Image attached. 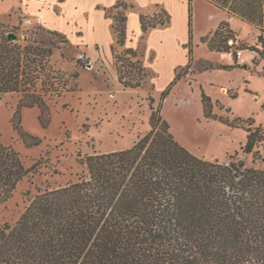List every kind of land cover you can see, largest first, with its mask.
<instances>
[{
  "label": "trees",
  "instance_id": "1",
  "mask_svg": "<svg viewBox=\"0 0 264 264\" xmlns=\"http://www.w3.org/2000/svg\"><path fill=\"white\" fill-rule=\"evenodd\" d=\"M206 1L255 27L264 24V0ZM192 2L188 68L193 62ZM120 6L106 13L113 19L116 44L123 47L127 16L122 11L111 16ZM169 22L170 17L159 15L140 17L144 34ZM3 28L0 24V95L19 96L13 126L30 145H38L24 132L21 111L36 107L43 127L50 124L54 100L69 91L51 58L58 44L69 40L53 31L48 33L56 40L35 33L26 42L13 41ZM235 34L222 22L201 42L210 51L232 52L228 41ZM263 40L261 35L264 45ZM125 55L138 58L132 49L115 55L121 84L143 86V62ZM181 78L177 74L161 94L158 109L152 108L150 132L132 148L85 156L76 182L39 191L15 224L0 222V264H264V128L254 126L253 119L242 123L247 132L242 151L251 164L239 153L228 163L197 157L176 140L162 116L163 103ZM201 101L207 119L242 127L213 115V101L205 92ZM149 102L152 107L155 101ZM28 174L19 153L0 141V208Z\"/></svg>",
  "mask_w": 264,
  "mask_h": 264
},
{
  "label": "rangeland",
  "instance_id": "2",
  "mask_svg": "<svg viewBox=\"0 0 264 264\" xmlns=\"http://www.w3.org/2000/svg\"><path fill=\"white\" fill-rule=\"evenodd\" d=\"M113 1L67 0L59 4L58 0H32L29 4L30 0H0V24L5 31L17 35L21 41L34 38L35 33L56 40L55 36L48 33L53 31L44 24L66 35L69 40L67 44L59 43V48L51 58L55 69L64 75L69 91L62 98L54 100L50 124L43 127L39 119L40 110L36 107L21 111L23 130L38 139V145H30V141H25L13 126L12 119L17 110L19 96L13 93L0 95V141L13 147L19 153L25 168L29 169V174L18 184L12 198L0 208V222L15 224L24 213L29 200L39 191L57 189L76 182L83 172L79 161L85 156L126 150L139 137L150 132L149 120L153 113L152 108L156 111L159 107L162 94L160 88L174 74L169 65L185 61V49L189 52L188 42L181 43L186 37L188 40V0H157V3L152 2L151 5L146 0L117 2L122 6L118 10H112L111 16L119 11L126 16L131 12L130 28L135 35L138 34V9L145 10L149 16L159 15L160 19L170 17L167 25L157 27L158 30L153 31L148 38L145 35L140 38L132 37L130 42L128 37L123 47L115 44L113 67L116 69L115 55L122 57L125 47L129 46L136 47L138 54V58L124 56L132 62L137 59L142 61L147 47L158 49L162 58L160 77L156 78L157 75L150 70L152 74L146 77L143 86L135 88L134 91L127 88L132 92L126 93L118 92L113 87L111 68L103 57L99 62L92 61L86 49L87 43H79L83 40V31L88 39H93L96 34L91 32L89 26L82 24L78 14L87 10L90 19L99 24L101 15L94 11L93 4ZM116 4L113 3V6ZM29 9L42 11V21L39 17L32 16ZM56 13L59 17H56ZM89 13L86 18H89ZM192 14L193 62L188 68L187 57L186 64L175 71V75L180 74L182 78L164 101L162 116L170 124L176 140L197 157L228 163L230 156L239 153L241 160L251 164V156L242 151L247 139L242 123L253 119L254 126L262 125L264 128V52L255 57L250 65L244 66L231 51H211L217 53L218 58L231 59L233 68L242 75L238 87L227 91H216L208 87L211 93L228 95V105L221 100L213 102V115L229 123L242 125L234 128L218 119H207L194 95L199 87L198 72L204 71L205 78L210 80L226 82L229 73L237 71L213 73L208 70L210 67H224L226 62L196 60L195 51L196 45L200 43V35L217 23L228 22L230 30L233 29L241 37L242 47L260 43L261 35L264 39V24L261 28L255 27L204 0L192 4ZM75 23L83 28L77 30L76 35L73 34ZM248 54L251 52L247 51L246 55ZM145 56L148 59V52ZM150 57L153 62V55ZM204 57L205 51L199 48L197 58ZM72 89L76 90L71 91ZM151 97L155 101L152 107L149 102ZM237 119L241 121L236 122Z\"/></svg>",
  "mask_w": 264,
  "mask_h": 264
},
{
  "label": "crops",
  "instance_id": "3",
  "mask_svg": "<svg viewBox=\"0 0 264 264\" xmlns=\"http://www.w3.org/2000/svg\"><path fill=\"white\" fill-rule=\"evenodd\" d=\"M66 1L67 0H65L63 3H65ZM118 1L119 0H114L112 3L100 2V3L93 4L92 8L94 9V11L95 10L98 11V13H100V15H101V22L99 24H97L94 21H92L93 19L92 20L90 19V13L87 10H84L82 13L78 14V15H80V19H81L82 24H85V25L89 26L91 32L96 34V36L93 37V39H88L86 34H85V32L83 31V36H82L83 40L80 41L79 43H81V44L87 43L86 49H87L88 55L92 58V61L99 62V60L103 57L104 61L111 68V73L110 74H111V80L114 83L113 87H115L116 91H118V92L126 93V92H132V91H134V89L131 88L132 91L127 90V88H125L121 84V82L119 80L118 71H117L116 68L113 67V55H114L116 39H115V33H114V28H113V21H112V19L107 17V13H106L107 10H109L110 8L114 7L113 3L116 4ZM137 1H139V0H137ZM156 1L157 0H146V3L148 5H151L152 2L157 3ZM197 1L198 0H193L192 4L196 3ZM204 1L207 2L206 0H204ZM31 2H32V0H30L29 4ZM58 2H59V0H58ZM63 3H59V4H63ZM188 4H189V0H188ZM208 4H210V3H208ZM211 6H213V5H211ZM165 8L169 11V9L167 8L166 5H165ZM29 12H30V14L32 16H37V17L40 18V20L42 19L41 18V15L43 13L42 11H39V10L31 11L29 9ZM136 12H137V19L139 21V23H138V31L136 30L137 33H138L137 35H135V32H133L131 30V28H130V13L131 12L129 14H127V37H129V41H130V38H132V37L133 38H136V37L140 38L141 36H144V35L146 36V38H148L153 31L158 30V28L152 29L148 33L144 34V32L142 31V28H141L140 17H141V15H146V11L142 10V9H138ZM87 13H89V18H86V14ZM56 17H59V14H57ZM188 17H189V13H188ZM220 24L217 23L215 26L214 25L211 26L213 28H211L207 32L202 33L200 35V43L196 45V49L198 50L199 48H202L205 51V53H206V57L197 58V50H196L195 51L196 60L206 61V62H216V61L223 62V61H225L226 62L225 65L226 66H224V67H229V69H225V70H221V69H217V68H213L212 69V67H210L208 70H212L213 73L214 72H218V71H224V72L237 71V72L229 73V77H227V81L226 82H219L217 80H210L207 77L205 78V75H204L205 72L204 71L203 72H198L197 76L199 78V80H198V86L199 87H198V89L195 90L194 98L197 99L196 103L197 104L199 103V106L201 105L202 108H203L202 101H201L202 100V92H205L212 99L213 102H219L221 100V101H224L228 105V103H227L228 95L227 94H224V95L222 94L221 95L220 93L217 94V93H214V92H212L213 93L212 94L211 92H209L208 87L214 88L216 91L218 89H220L221 91L222 90L223 91H225V90L227 91L229 89H232L233 87H236V86L238 87L239 82H240L239 79L242 76V75H240V73L238 72L237 69L233 68V63H232L231 59H228V58L224 59V58L216 57L217 53L211 52L209 50L207 44H204V43L201 42V39L203 37H206V36L210 35L211 33L215 32L217 30V28L220 26ZM44 25L49 30L57 31V30L52 29L51 27H48L47 24H44ZM73 28H74L73 34H75V32L77 30H80V29L83 30V28L79 26V23H75ZM57 32H59V31H57ZM100 34H102L103 36L100 37ZM186 38L183 40V42L181 41V43L185 44L186 42L189 41V33H188V40ZM235 38L238 41L242 42L241 39H240L241 37L238 34H235ZM127 49H132V50H134L136 52V47H130V46L129 47H125V50H127ZM184 49H185V47H184ZM157 50L158 49L153 48V47H149V49L147 47L146 48V52H148V59H146V56H145L146 52H145L143 60H142L143 67L146 70L147 76L152 74V72H154L157 75L156 78L160 77L161 74H162V62H161L162 58H161L160 53H158ZM232 53L234 54L233 51H232ZM152 55L154 57V61L153 62H151V57H150ZM187 57H188V53H187V51L185 49V61H183L181 63L169 65L170 66V70L172 72H174V74L167 81V83L160 88V92L163 93L168 88V86L173 82V80H174V78L176 76L175 75V71L177 70L178 67H181V66L186 64V62L188 61ZM254 59H255V57H253L251 54L246 55V52H244L242 57L240 58V60H241L240 63L242 65H244V66H247V65H250L252 63V61H254ZM155 69L157 70V73L155 72L156 71ZM150 70L152 72H150ZM205 71H207V70H205ZM223 93H225V92H223ZM151 98H154V97H151ZM128 149H130V148H128ZM121 151H123V150H121ZM115 152H117V151H115Z\"/></svg>",
  "mask_w": 264,
  "mask_h": 264
},
{
  "label": "built area",
  "instance_id": "4",
  "mask_svg": "<svg viewBox=\"0 0 264 264\" xmlns=\"http://www.w3.org/2000/svg\"><path fill=\"white\" fill-rule=\"evenodd\" d=\"M228 46L232 48V51L238 59H240L243 53L247 51H250L253 57H257L260 53L264 52V45L262 43L242 47V42L238 41L236 38L230 39L228 41Z\"/></svg>",
  "mask_w": 264,
  "mask_h": 264
},
{
  "label": "water",
  "instance_id": "5",
  "mask_svg": "<svg viewBox=\"0 0 264 264\" xmlns=\"http://www.w3.org/2000/svg\"><path fill=\"white\" fill-rule=\"evenodd\" d=\"M8 37H9L10 39H12L13 41H16V40L18 39L17 35H15V34H13V33H10V34L8 35Z\"/></svg>",
  "mask_w": 264,
  "mask_h": 264
}]
</instances>
